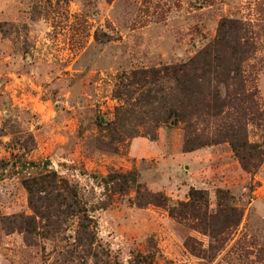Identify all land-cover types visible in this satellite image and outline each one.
<instances>
[{
	"label": "rangeland",
	"instance_id": "1",
	"mask_svg": "<svg viewBox=\"0 0 264 264\" xmlns=\"http://www.w3.org/2000/svg\"><path fill=\"white\" fill-rule=\"evenodd\" d=\"M225 19L247 42L253 100L151 121L172 107L174 84L161 78L137 102L153 86L137 71L188 61ZM242 115L264 149V0H0V264H264V156L245 169L216 139ZM127 172L134 184L108 177ZM192 188L212 211L226 191L236 211L210 229L172 215Z\"/></svg>",
	"mask_w": 264,
	"mask_h": 264
},
{
	"label": "trees",
	"instance_id": "2",
	"mask_svg": "<svg viewBox=\"0 0 264 264\" xmlns=\"http://www.w3.org/2000/svg\"><path fill=\"white\" fill-rule=\"evenodd\" d=\"M228 29H239L238 22L235 20H222L219 24L217 37L184 63L173 64L159 69L151 68L137 71L141 78L137 83L141 89L147 83L153 84L151 88H144L141 91V97L137 102L151 96L150 93L154 88L155 92H159V89H157L159 87H156L154 84H156V81L161 80V78L168 76L167 78H170L174 84L173 89L171 88L172 90L169 92V95H172L170 100H174L172 107H162L161 109H164L162 110L163 115L159 116L161 115L159 113L151 121L162 120V122H166L173 117L175 122L179 119L189 122L188 117L201 116L206 112L211 113L212 116H219L226 107L229 109L238 108L237 100L243 102V96L245 102L253 100L254 95L246 90L241 74V62L248 51L245 47L247 42L242 41L236 35L227 34ZM231 41H233L232 44ZM119 93L121 92L119 91ZM123 108V106H120V110H123ZM243 117L242 115L239 118L235 117L231 119L229 122H223L222 127L216 133V139L217 141L219 139L229 141L241 165L245 169H250L253 166L252 161L259 159L260 156H264V149L260 147V144L247 140L246 128L245 125L243 126L242 121ZM115 118L117 121L122 119L119 114L115 115ZM151 129L152 127H149L146 133L150 137H153V134H150ZM194 140L199 139L189 137L187 139V147H192ZM199 142L202 141L199 140ZM108 177L112 181L117 180L122 185L135 183L133 172L111 173L108 174ZM41 178H44L43 180L48 187H52L56 180L54 172L43 174ZM59 180L63 182V180ZM225 193L226 191L224 190H217V197L221 200L219 203L221 207L216 211H212L209 208L207 194L203 190L192 188L189 191L188 201L180 203L177 208L171 207L169 211L172 215L179 218L190 216L192 219L197 220L196 223L199 226L210 229L212 223L215 221L214 219L221 212L227 210L236 211L235 207L229 206L227 202L228 197ZM73 195L75 196V194ZM148 196L147 202L159 205L166 204L165 198L162 195L150 194ZM82 227L84 228L85 226ZM85 235L87 240L91 238L90 232H86ZM134 257L133 264L140 263L141 259L143 260L142 263H149L148 256L141 257L137 254Z\"/></svg>",
	"mask_w": 264,
	"mask_h": 264
}]
</instances>
